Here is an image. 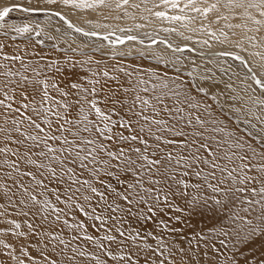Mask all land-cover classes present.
<instances>
[{"label": "snow or ice", "instance_id": "1", "mask_svg": "<svg viewBox=\"0 0 264 264\" xmlns=\"http://www.w3.org/2000/svg\"><path fill=\"white\" fill-rule=\"evenodd\" d=\"M66 9L85 10L99 19L85 20V30L67 18ZM13 12L42 14L49 24L58 19L68 29L100 38L113 48L125 42L144 44L139 30L148 25L134 22L121 27L107 23L109 19L149 21L155 17L206 33L208 38L201 43L211 48L212 40L225 50L201 51L200 55L225 61L231 57L233 64L239 61L245 77L259 86L257 90L248 84L245 109L235 107L241 97H229L233 104L228 110L238 120L241 114L248 116L242 121L246 136L235 125H226L192 93L196 85L190 87L167 73L134 65L101 66L81 48L71 51L80 52L83 59L40 56V61L49 62L34 66L32 54L43 41L30 37L43 30L41 22L34 18L17 24L10 15ZM197 20V26L189 27ZM213 23L220 26L214 30L209 26ZM233 29L240 30L235 41L231 39L237 35ZM262 29L264 0H36L35 4L25 0L0 4V217L8 225L0 232L24 241L0 239V264H81L85 258L95 264H108L107 258L119 264H175L174 247L166 238L185 235L181 225L187 221L181 215L164 218L173 208L187 210L188 215L203 209L219 221L207 236L196 235L197 246L203 240L216 256L215 264H264V79L257 77L249 60L240 54L258 57L264 69V52L249 53L245 47L264 49V36L256 35ZM54 31L60 33L61 28L56 25ZM162 31L177 29L164 27ZM9 33L15 34L11 40ZM18 36L25 39L17 41ZM144 37L150 41L147 47L157 44L151 33L145 32ZM102 50L103 45L93 49ZM174 50L181 51L179 47ZM110 54L126 57L133 51ZM135 54L148 55L142 50ZM152 55L165 62L158 54ZM173 63L182 61L177 57ZM77 66L91 72L87 86L82 79L65 80L66 76L84 75L75 71ZM220 70L227 74L228 69ZM117 73L126 81L113 89L111 82L120 79ZM101 92L106 93L105 110L97 103ZM198 92L205 88L199 86ZM245 192L252 199L241 197ZM176 199L184 201V209L175 205ZM10 210L24 217L27 231H16L21 223L9 218ZM64 228L71 231V241L64 238ZM80 241L94 245L93 250L88 251ZM258 241L259 250L254 247ZM33 242L36 257L27 248ZM180 252L185 264L187 253Z\"/></svg>", "mask_w": 264, "mask_h": 264}, {"label": "rangeland", "instance_id": "2", "mask_svg": "<svg viewBox=\"0 0 264 264\" xmlns=\"http://www.w3.org/2000/svg\"><path fill=\"white\" fill-rule=\"evenodd\" d=\"M16 2H25V0H0V4L5 3H16ZM209 2H212V0H209ZM32 3L35 4L36 0H32ZM68 14L72 15L76 19L80 21L83 25L87 24L84 23L85 20L91 19L93 21L99 19V15L97 14H90L88 11L80 10V11H74V10H65ZM106 15L107 13H103ZM13 18H15L14 22L17 24L24 23V22H30L34 18H38L41 22V28L43 30H37L39 31V35L36 34V32H33L31 34V39L35 41H43V43H40L37 45V51L36 53H33V61H38L40 56H44L46 58H52L57 59L60 61H63V58L65 56H71L73 59H83L84 57L81 56L80 52L73 53L71 51V48H81L84 50V52L87 53V55L93 56L94 59L99 60L101 66L107 65L109 68H111L113 65L116 64H123L124 66L128 65H134V66H142L143 69H151L158 73H167L169 77L171 78H181L183 79L184 83L188 86L196 85V87H191V91H193L194 94L200 95L202 98H204L213 108L216 109V111L219 113V115H222L225 117L228 122L231 125H235L236 129L240 130V134H244L246 136V133L244 132V124L242 121L244 119H247L248 116L246 114H241L239 120L237 119V116L234 115L232 112H230L228 109L233 104V101L229 99V97H235L239 96L241 97L240 100L235 101V107L245 109L246 102L248 100V93H246L245 89L247 88L248 84H252V87L256 88V86L252 83V81L248 80L245 77V73L243 69L237 64L239 62H235L233 64V59L227 58L225 61L224 58L213 56L210 58H202L199 56H196L190 52H173L170 49H165L163 46L156 44L152 45L151 47H147V45H140V43L135 44L133 42H125V45H116L114 48L110 47L108 44H106L105 41L100 40L95 37H84L82 34L76 33L72 29H68L64 26V24L57 20H54L52 24H49L44 21V17L42 14H31V15H25L20 12H13L10 14ZM210 19L214 18L213 14H209ZM7 19V18H6ZM107 23H110L112 25L119 24L121 27L130 26L132 23H146L148 27L143 30H139L141 37L144 38V33L149 32L152 35L157 36H163L166 38L174 39V44L178 45L177 42H180L181 39L188 37L189 35H194L197 33H202L203 37L202 39H207L208 35L204 32H191L185 29L180 25V23L176 22H166V24H163L162 21L158 20L155 17H151L149 21H143L137 19L136 21H132L129 19H125L123 21H115L109 19L106 21ZM205 24L208 23V21H203ZM233 23L237 21H231ZM200 23L199 20H197L195 25H190L189 27L197 26ZM221 24L224 23L223 21L220 22ZM58 25L61 28V32L57 33L54 31V27ZM212 29H217L220 25L219 24H210L209 25ZM35 27V25H34ZM164 27H174L177 29L174 33H168L162 31ZM232 31L236 32V36L231 37L233 41L238 39L240 37V30L239 29H233ZM67 32L69 35H64V33ZM133 33H136V30H134ZM179 33H183V35H179ZM253 33H249V35H252ZM14 33H9L8 39L11 40L12 36H14ZM51 35L54 37L53 40H49L48 36ZM257 38L264 36V29L261 30L260 33L256 34ZM25 39V36H18L16 37L17 41H23ZM148 40V39H147ZM144 40V41H147ZM210 44L213 46L211 49H216L218 47H221L218 43L215 41L210 40ZM103 45L102 51H93L94 48ZM163 45V44H162ZM247 45V44H246ZM202 47L209 48L208 46L201 43ZM249 46V45H248ZM246 46V47H248ZM12 47H15L13 45ZM166 47V46H165ZM131 49L133 51V55L126 56V57H119V56H112L110 53L112 51H128ZM136 50H142L148 53V55L144 57H139L135 54ZM253 52L256 51H262L264 52V49L262 48H253ZM152 54H158L162 61L165 62H158L157 59L153 57ZM179 57L180 61L182 63H175L174 61L176 58ZM255 64L253 65L254 69H256L258 75L264 79V69H261L259 67L260 63H262L258 57H255ZM27 60V57H26ZM43 62H49L47 59ZM229 64H233L232 68H228ZM87 68V67H82ZM221 68L228 69L227 74H224L221 72ZM85 71H82L84 75H80V78L82 80H86L87 76L90 75L91 72H88V69ZM81 72V73H82ZM82 73V74H83ZM87 74V75H86ZM118 76L120 75L117 73ZM51 75V74H49ZM123 75V74H122ZM207 76L211 77L210 80L203 81L201 80V77ZM231 77V79H229ZM239 77V78H238ZM69 80V79H65ZM243 81V82H242ZM117 83H124L121 81H115L111 82L110 87L115 89ZM231 84V88L226 87V85ZM211 85V87H210ZM63 86V85H62ZM203 86L205 88V92H198V87ZM258 90V88H256ZM105 92H101L99 94V98L97 99L98 106L102 108V110H105L103 98L105 96ZM118 95H123V93H118ZM215 97V99L213 98ZM255 122V121H253ZM219 175V173H217ZM26 184L29 183V180L25 178L24 181ZM214 182V181H213ZM211 195V193H208ZM241 197H244L247 195V192L240 194ZM39 198V196H38ZM54 202V198H53ZM175 205L179 208L184 209L185 203L183 200L176 199L174 201ZM61 206L62 205H58ZM239 206V204L236 205V208ZM169 215H181L184 219L187 221V225H181L183 227V231L185 235H172L170 237H167L166 239L171 242L172 246L175 250V264H182L181 261V252L180 250L183 249L187 255L184 256V262L185 264H215L216 256L213 254V252L205 247L204 241L201 240L199 246H197L196 241V235L201 234L203 236H207L209 233V230L212 227H218L219 221L213 217L211 212L205 211L203 209H197L195 212H193L191 215H188L187 210L183 212H176L175 208L169 210L168 213L164 214V218H168ZM10 219H16L18 222L21 223V229L16 231H27L26 226L23 223L24 217H18L15 215L14 212H11L10 210ZM28 219H32L29 217ZM71 220V218L69 217ZM37 225H39L40 221L35 220L33 221ZM91 223V222H89ZM49 225L53 226L51 221H49ZM135 226V225H133ZM8 227L5 219L3 217H0V228ZM129 227V226H125ZM137 230H139L138 226ZM148 230H152V226L149 225ZM157 232H159V229H156ZM89 234H93V230L89 229ZM103 232H101L99 235L103 236ZM72 233L67 228H64V238L67 241H71ZM0 239H5L7 242H17V243H24V241L19 240L18 237L13 235L12 233H3L0 232ZM189 240L192 241L191 245H189ZM152 242V241H150ZM73 246L76 245V242H72ZM81 245L85 247L88 251H92L94 248V245L91 244H85L83 241H80ZM217 245H219V240H216ZM153 248L157 247L155 242H152ZM254 247L256 249L261 248V242L258 241ZM0 248H2V245H0ZM28 251L30 252L32 257L38 256V252L36 251L35 242L32 244L27 245ZM191 249V251H189ZM15 251V247L13 249ZM127 251V249H125ZM205 253H207L205 255ZM103 258V257H102ZM108 259V264H119V261H112L111 258ZM223 259V257H221ZM9 264H15V262H9ZM81 264H95V261H92L90 259H83L81 261ZM141 264H143V261H141Z\"/></svg>", "mask_w": 264, "mask_h": 264}, {"label": "bare ground", "instance_id": "3", "mask_svg": "<svg viewBox=\"0 0 264 264\" xmlns=\"http://www.w3.org/2000/svg\"><path fill=\"white\" fill-rule=\"evenodd\" d=\"M67 18L73 23V24H75L76 26H82V27H84L85 28V30H88V27L86 26V25H83L82 23H80V21L78 20V19H76L75 17H73L72 15H70V14H68L67 15ZM163 24H166V22H162ZM64 26L65 27H67L65 24H64ZM73 30V29H72ZM101 31H103V30H101ZM80 34V33H79ZM133 34H136V33H133ZM153 37H155L156 38V40H157V44H159V45H161V46H163L165 49H170V50H172L173 52H180V53H182V52H189V50H181V51H175L174 49L175 48H177V47H183L185 44H187L188 45V48L189 49H195V52H198V53H200L201 51H203V52H205V53H213V52H219V51H223V50H225L224 49V47L221 45V47H218V48H216V49H211V48H206V47H202L201 46V41L203 40L202 39V37H203V34L202 33H197V34H194L193 36L192 35H189L188 37H191V39L190 40H186L185 38H183V39H181L180 40V42H177L178 43V45H175L174 44V39L172 40V39H168V38H166V37H163V36H157V35H152ZM187 37V36H186ZM95 38H97V37H95ZM98 39H100V38H98ZM140 39H143V40H147V39H145V37L143 38V37H141V35H140ZM101 40V39H100ZM161 40H166L167 41V43L168 44H171L172 45V47L170 48V47H168V46H166L165 47V44H163L162 45V43L160 42ZM106 42V41H105ZM133 43H135V44H139V42H133ZM150 43V41L149 40H147V41H144V44H140V45H148ZM106 44H107V42H106ZM246 46H248V45H245V47ZM248 48V52L249 53H252L253 51H252V47H250V46H248L247 47ZM191 53V52H190ZM193 54V53H192ZM241 55H244L245 56V59H247V60H249V62H250V64H251V67H252V69H253V72H255L256 73V75H257V77L258 78H260V79H262L259 75H258V73H257V71H256V69H254V67H253V65L255 64V57H251V56H249V55H247V54H245V53H240ZM194 55H196V56H199V57H202V58H210V57H213V55L212 56H201L200 54L198 55V54H194ZM34 57V56H33ZM230 58V57H229ZM232 59V58H231ZM41 62V61H40ZM40 62H38V61H33V64H34V66L37 64V63H40ZM237 62H239V61H237ZM236 62V63H237ZM47 62H43V63H40V64H46ZM239 66H240V62L239 63H237ZM16 67H19V64L17 63L16 65H15ZM87 68H82V67H80V66H77V68L75 69V71L77 72V73H80V74H82L83 72L82 71H85V73H86V70ZM82 70V71H81ZM72 71V69L70 68L69 69V72H71ZM244 71V73H245V70H243ZM82 72V73H81ZM84 74V73H83ZM29 75H31V73H29ZM87 75V74H86ZM118 75V74H117ZM119 77H120V79H119V81H121V82H125L126 81V77H124L122 74H120L119 75ZM88 78H91V73H90V75H88L87 76V79ZM65 79H69V80H77V79H82V78H80V76H66L65 77ZM87 79L84 81V83H85V86H87ZM253 83V82H252ZM187 85V84H186ZM259 90V89H258ZM192 93H193V91H192ZM195 93V92H194ZM193 93V94H194ZM197 95V97L198 98H202L200 95H198V94H196ZM0 98H2V97H0ZM203 99V101L205 102V103H207L208 105H210L204 98H202ZM211 106V105H210ZM212 107V106H211ZM213 108V107H212ZM214 109V115H216L219 119H221V120H223L224 121V123L226 124V125H229V126H231V124L228 122V120L225 118V117H223L222 115H219V113L216 111V109L215 108H213ZM218 175V174H217ZM249 199H252V197L249 195V193H247V195H246ZM239 208H240V205L236 208V210H239Z\"/></svg>", "mask_w": 264, "mask_h": 264}, {"label": "water", "instance_id": "4", "mask_svg": "<svg viewBox=\"0 0 264 264\" xmlns=\"http://www.w3.org/2000/svg\"><path fill=\"white\" fill-rule=\"evenodd\" d=\"M62 22V21H61ZM63 23V22H62ZM67 26V25H66ZM74 30V29H73ZM161 41H164V40H161ZM162 44H165V46H168V43H162ZM180 49L183 51V50H189V52H191V53H193V54H200V53H198V52H195V51H193V50H191V49H189L188 47H180ZM206 57L207 56H212L211 54H209V55H205ZM231 58V57H230ZM233 59V58H232ZM253 84L256 86V88H258L259 89V86L258 85H256L254 82H253Z\"/></svg>", "mask_w": 264, "mask_h": 264}]
</instances>
